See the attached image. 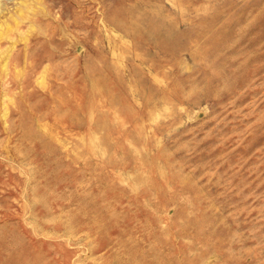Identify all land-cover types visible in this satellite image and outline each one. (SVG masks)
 <instances>
[{"label":"rangeland","instance_id":"374dc122","mask_svg":"<svg viewBox=\"0 0 264 264\" xmlns=\"http://www.w3.org/2000/svg\"><path fill=\"white\" fill-rule=\"evenodd\" d=\"M33 261L264 264V0H0V264Z\"/></svg>","mask_w":264,"mask_h":264},{"label":"bare ground","instance_id":"6f19581e","mask_svg":"<svg viewBox=\"0 0 264 264\" xmlns=\"http://www.w3.org/2000/svg\"><path fill=\"white\" fill-rule=\"evenodd\" d=\"M29 255H31L30 253H29ZM24 256V255H23ZM32 256L34 257V255L32 254ZM30 257V256H29ZM33 257H31V258H33ZM12 258V257H11ZM23 258V257H22ZM28 258V257H27ZM37 258V257H36ZM19 259V258H18ZM29 260H30V258H28ZM34 259H35V257H34ZM21 260V259H20ZM32 260V259H31ZM17 261V260H16ZM24 262H26L25 261V259H24ZM33 262H35L36 263V261H33ZM31 263V262H30ZM38 263H39V261H38ZM5 264V263H4ZM12 264V263H11ZM24 264V263H23ZM37 264V263H36Z\"/></svg>","mask_w":264,"mask_h":264}]
</instances>
